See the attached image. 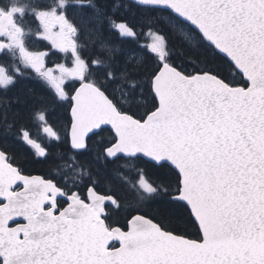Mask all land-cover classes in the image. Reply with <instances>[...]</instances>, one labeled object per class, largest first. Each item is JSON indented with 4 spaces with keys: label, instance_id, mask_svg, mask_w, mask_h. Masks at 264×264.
Listing matches in <instances>:
<instances>
[{
    "label": "snow or ice",
    "instance_id": "obj_1",
    "mask_svg": "<svg viewBox=\"0 0 264 264\" xmlns=\"http://www.w3.org/2000/svg\"><path fill=\"white\" fill-rule=\"evenodd\" d=\"M0 264H264V0H0Z\"/></svg>",
    "mask_w": 264,
    "mask_h": 264
},
{
    "label": "trees",
    "instance_id": "obj_2",
    "mask_svg": "<svg viewBox=\"0 0 264 264\" xmlns=\"http://www.w3.org/2000/svg\"><path fill=\"white\" fill-rule=\"evenodd\" d=\"M53 59H56L55 57H53ZM44 166L42 165H35V169L37 170V172H40L42 170Z\"/></svg>",
    "mask_w": 264,
    "mask_h": 264
},
{
    "label": "flooded vegetation",
    "instance_id": "obj_3",
    "mask_svg": "<svg viewBox=\"0 0 264 264\" xmlns=\"http://www.w3.org/2000/svg\"><path fill=\"white\" fill-rule=\"evenodd\" d=\"M33 131L35 132V129H34ZM35 134L37 135L38 138L40 137V133L35 132ZM34 167H35V166H34ZM44 170H46L45 167H43L42 170H41L40 172H42V171H44ZM40 172H37V174H39Z\"/></svg>",
    "mask_w": 264,
    "mask_h": 264
}]
</instances>
